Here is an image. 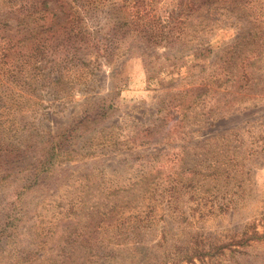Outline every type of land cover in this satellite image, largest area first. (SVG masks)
<instances>
[{
    "label": "rangeland",
    "instance_id": "rangeland-1",
    "mask_svg": "<svg viewBox=\"0 0 264 264\" xmlns=\"http://www.w3.org/2000/svg\"><path fill=\"white\" fill-rule=\"evenodd\" d=\"M261 5L264 8V2ZM227 26L225 31L215 30L203 44H190L189 50L138 43L131 55L110 64L101 58L90 64V41L82 44L88 70L97 69L86 83L83 79L70 83L63 99L39 93L41 103L29 117V129L37 126L40 136L36 141L25 140L21 147L28 153L25 160L34 162L33 156L44 151L41 141L48 137L58 141L68 131L60 147L76 157L56 162L45 186L18 192L23 184L19 181L0 188V216L16 204V194L24 211L29 210L11 238L0 243V264H162L170 253L195 248L196 239L211 250L251 228L250 232L264 235V162L253 165L248 161L250 181L243 189L237 190L238 180L227 184L195 176L192 183L200 186L198 196L218 188L217 198H221L225 185L229 191L237 190L228 210L219 211L215 206L220 200H214V211L209 214L210 204L195 210L189 191L181 194L174 207L183 213L173 208L166 211L157 202L163 198L160 194L144 191L146 184H138L144 170L147 174L156 168L162 175L155 189L161 193L163 186L158 185L166 181L165 174L175 180L183 169L196 173L204 169L207 151H222L221 142L201 145L209 136L226 138L229 153L236 151L241 158L246 148L264 137V94L252 101V93H241L248 85L240 80L243 73H264V47L260 57H253L252 43L243 40L239 47L243 53L235 57L226 46L237 38L236 29ZM87 28L90 32V20ZM208 43L212 53L200 56L199 50ZM230 60L233 64H227ZM228 72L234 77L226 78ZM162 135L170 143L158 147L153 139ZM161 147L164 152L157 162L147 164ZM189 173L180 178L193 180ZM132 181L135 185L128 187ZM126 188L131 191L125 192ZM140 197L146 201L150 197L156 206L146 229L142 225L136 230L97 228L101 218L115 226L117 218L127 219ZM112 205L116 207L109 212ZM62 250L71 252V257L62 256ZM180 264H264V240L233 252L226 250L211 260Z\"/></svg>",
    "mask_w": 264,
    "mask_h": 264
},
{
    "label": "trees",
    "instance_id": "trees-1",
    "mask_svg": "<svg viewBox=\"0 0 264 264\" xmlns=\"http://www.w3.org/2000/svg\"><path fill=\"white\" fill-rule=\"evenodd\" d=\"M263 2L264 0H0V188L19 181L23 184L19 186L18 192L34 186H45L56 162L76 157L60 147L68 131L60 135L58 141H51L50 137L41 141L39 144L43 145L44 151L41 150L40 156H33L36 157L34 162L25 160L28 153L25 147H21L25 146V140L32 138L36 141L40 136L37 126L29 129V117L41 103L40 99H37L39 93L45 91L49 98L63 99V93L68 95V90L71 89L70 83L82 79L83 83H86L88 75H92L97 69L95 66L88 70V59L82 57V44L87 45L90 41V64L92 59L98 58L110 64L131 55L138 43L154 47L172 44L182 50H189L190 44H203L215 30H227L228 24L236 29L237 34L233 43L226 46L229 47L230 53H236L235 57H238L239 53L242 54L243 48L239 47L245 40L246 44L253 45L252 56L260 57L264 47V8L261 5ZM87 20H90V32ZM212 49L213 46L209 43L202 46L199 50L200 56L211 54ZM227 64H233V60ZM225 77L231 79L234 76L228 72ZM240 80L244 81L243 85H248V88L241 86L244 88L241 93H252V101L256 96L264 94V73L252 76L243 73ZM213 81L219 83V80ZM98 116L100 112L96 114V118ZM47 134L50 135L49 132ZM165 139H168L167 135L156 136L153 143L158 147L169 144ZM225 139L209 136L201 142V145L214 142V146L221 142L222 151L208 150L203 161L205 167L197 173L190 171V168L186 170L191 173L193 180L184 181L180 178L185 176V169L175 176V180L165 174L166 181L158 185L163 186L161 193H158L155 189L156 182L162 174L154 168L152 173L146 174L144 170L138 184H146L144 191L160 194L163 198L157 202L166 211L173 208L183 213L182 208L174 207L182 197L181 194L188 191L194 199L193 202H196V211L210 204L208 214L212 213L214 200L221 201L215 206L219 211L228 210L231 202H234L232 200H235L233 195L236 191L243 189L245 182L250 181L251 169L248 161H253V165L258 161L264 162V137L246 148L243 158L236 151L229 153V142ZM180 147L176 146L174 149ZM194 148L199 149L196 146ZM258 148H261L259 152ZM163 152L162 147L158 149V153L152 155L154 161L147 164L154 165ZM258 155L261 156L257 158ZM252 157L255 158L252 160ZM197 175L204 180H222L227 184L231 180H238L237 190L229 191V185H225L226 191H222L225 195L221 198H217L220 196L218 188L206 189L208 193L198 196L200 186L192 183ZM132 185H135L134 181L128 187ZM213 190L217 193L213 194ZM124 191L131 189L126 188ZM238 200L236 199L237 203ZM15 201L16 204L10 209L6 208L0 216V243L11 238V233L17 230L29 213V210L24 211L17 194ZM37 205L38 203H35L33 208ZM115 207L108 206L109 212ZM155 207L150 197L148 201L145 197H140L137 205L131 208L133 212L127 219L117 218L118 223L115 226L114 222L109 223L106 217L101 218L97 228L119 229L122 226L136 230L135 228L142 225L146 229L155 217ZM180 215L184 217L183 214ZM250 230H245L230 242L217 245L211 250L201 247L196 239L195 248L170 253V258L162 264H180L182 261L192 263L195 259L211 260L223 255L226 250L233 252L247 247L252 241L264 240L263 234ZM165 239V236L162 237L160 243ZM5 245H8V242ZM62 256L71 257V252L62 250ZM91 257L93 254L90 251Z\"/></svg>",
    "mask_w": 264,
    "mask_h": 264
}]
</instances>
